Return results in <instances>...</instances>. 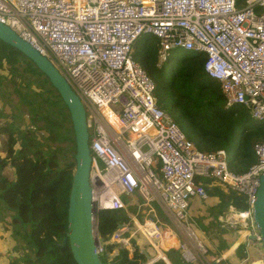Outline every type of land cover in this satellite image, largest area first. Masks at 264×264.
Here are the masks:
<instances>
[{
    "label": "built area",
    "instance_id": "obj_1",
    "mask_svg": "<svg viewBox=\"0 0 264 264\" xmlns=\"http://www.w3.org/2000/svg\"><path fill=\"white\" fill-rule=\"evenodd\" d=\"M0 23L46 57L84 107L95 213L124 208L121 196L138 194L143 204L136 207L157 204L174 218L181 237L177 242L158 221L133 215L108 244L130 251L137 234L165 264V248L176 250L183 263L209 264L187 221L193 203L209 200L204 179L245 198V210L230 208L223 222L248 245H261L252 205L264 171V140L254 145L256 162L243 173L229 169L225 151H198L156 104L154 83L132 50L144 36L157 40L158 65L172 50L203 53L224 109L242 106L263 123L264 0L239 6L237 0H0ZM95 236L100 257L105 243L96 230Z\"/></svg>",
    "mask_w": 264,
    "mask_h": 264
},
{
    "label": "trees",
    "instance_id": "obj_2",
    "mask_svg": "<svg viewBox=\"0 0 264 264\" xmlns=\"http://www.w3.org/2000/svg\"><path fill=\"white\" fill-rule=\"evenodd\" d=\"M242 1L237 0V6ZM157 50V40L144 36L132 50L133 60L154 83L156 104L173 118L198 151H225L229 169L245 172L256 162L253 147L264 140V122L253 121L242 106L224 109L219 83L204 71L203 53L182 52L174 62L169 59L158 65ZM13 94L18 98L15 108L26 109L29 127L16 128L8 122L0 127V134L6 136L0 151V210L9 214L8 220L0 216V221L10 227L11 238L28 253L23 258L26 264H76L68 244L61 245L75 153L68 111L47 78L20 52L0 41V99L6 95L9 103ZM4 117L0 110V119ZM38 132L42 133L40 139ZM6 166L13 170V180L2 175ZM201 181L210 185L205 187L208 197L218 201L210 210L213 223L230 208L245 210L243 196L224 191L209 180ZM153 206L163 216L158 205ZM128 211L121 208L96 213V232L105 243L102 264L148 263L132 239L131 256L127 249L108 244L117 225L128 222L129 213L135 214L136 207H128ZM163 255L169 264H186L176 250H164ZM152 264L165 263L157 260Z\"/></svg>",
    "mask_w": 264,
    "mask_h": 264
},
{
    "label": "water",
    "instance_id": "obj_3",
    "mask_svg": "<svg viewBox=\"0 0 264 264\" xmlns=\"http://www.w3.org/2000/svg\"><path fill=\"white\" fill-rule=\"evenodd\" d=\"M0 41L20 52L47 78L68 111L73 130L75 153L73 156L74 171L68 194L66 233L61 245L68 244L70 254L76 264H102L100 257L95 253L97 246L96 213L92 204L89 182L91 157L84 107L50 61L1 23ZM252 220L257 228L264 255V171L259 177V186L252 205ZM117 228H120L119 224ZM144 255L148 261L147 264L162 260L159 256L151 259L145 252Z\"/></svg>",
    "mask_w": 264,
    "mask_h": 264
},
{
    "label": "rangeland",
    "instance_id": "obj_4",
    "mask_svg": "<svg viewBox=\"0 0 264 264\" xmlns=\"http://www.w3.org/2000/svg\"><path fill=\"white\" fill-rule=\"evenodd\" d=\"M182 52L183 51L180 49L172 50L169 54L170 61L174 62L182 54ZM3 74L6 75V72H3ZM6 85L11 86L10 84H6ZM17 104H18V98L16 95L14 94L11 95V97L9 98V103H8V98L6 97V95L3 96L2 100L0 99V110L4 111L5 117L1 118L0 120L4 121V124L6 122L14 123L16 128H21V129L28 128L29 127V116L25 114L26 109L24 107H20L19 109H16L15 107L17 106ZM172 116L175 119L177 114L174 112ZM41 135L42 133L38 132L37 139H40ZM5 140H6V136L0 134V151H2V146ZM58 158H61V154L58 155ZM1 173L8 180H13V170L9 166L4 167ZM121 201L124 207L122 209H124L126 212H129L128 207H136V205L140 206L143 204L142 198L138 194H134L130 198L121 196ZM192 205L193 207L189 208L187 211L188 224L191 228H193L197 240L201 242L204 248L207 249V246L205 245L204 241H202V237H201L202 235H206V234L201 235L199 233L200 228H199L198 223H200V225L202 226H205L206 220L203 219L205 217L208 218V221H207L208 223L212 222L213 217L210 214V210L215 205L213 201L211 200H209L208 202H200V203L195 202ZM159 208H160V212L162 211L161 214H163L164 217L159 214L158 210L155 208V206H153V203L149 204V208L138 209L136 207V213L135 214L129 213V216L137 215L139 221H143L144 219H147V220L152 219L153 221H158L157 226L160 230L165 229L166 231H171L173 234H175L178 240L181 241V237H179L177 233L178 228L176 226V221L174 220V218L164 213L161 207ZM0 209H3V208L0 207ZM149 209H152L153 211H149ZM8 215H9L8 213L2 212L0 210V216H2L4 220L9 219ZM8 230H10V227L0 221V264H26L23 258L28 253H26L23 250L22 244L20 242L11 238ZM132 240H134L135 242L138 241L139 242L138 246L140 248H143L144 251H147V253L151 256V259H155L157 257L156 256L157 254L148 247L147 243L142 238H140L139 235L135 234ZM116 250L117 248H114L112 252ZM163 251L164 250H161V252ZM205 257L207 259L206 255Z\"/></svg>",
    "mask_w": 264,
    "mask_h": 264
},
{
    "label": "crops",
    "instance_id": "obj_5",
    "mask_svg": "<svg viewBox=\"0 0 264 264\" xmlns=\"http://www.w3.org/2000/svg\"><path fill=\"white\" fill-rule=\"evenodd\" d=\"M209 200L213 201L214 205H216L218 202L215 198H209ZM192 207L193 205H191L189 208ZM225 214L219 215L217 217L216 223H213L214 220L208 223V218H203L206 220V224L205 226L201 225L202 228L199 230V233L201 235L206 234L202 235L201 237L202 241H204L205 245L207 246L206 250H208L207 262L209 264H236L237 262L245 260L243 264H264V255L261 245H248L244 237L239 236L234 230H232L226 223L223 222ZM243 235H246V233ZM176 239V241L179 242L177 237ZM135 243L137 246L139 245L138 241ZM140 249L142 250L143 254L145 252L147 255H149L147 251L143 250V248ZM166 249L167 248H165V250ZM131 252L132 249L128 251L130 256L132 254ZM149 257L151 258L150 255ZM215 260L220 261L219 263H215Z\"/></svg>",
    "mask_w": 264,
    "mask_h": 264
}]
</instances>
